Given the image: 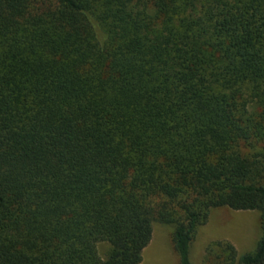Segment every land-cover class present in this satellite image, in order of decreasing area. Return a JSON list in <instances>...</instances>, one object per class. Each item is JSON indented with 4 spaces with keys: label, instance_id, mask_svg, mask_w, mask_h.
Listing matches in <instances>:
<instances>
[{
    "label": "trees",
    "instance_id": "trees-1",
    "mask_svg": "<svg viewBox=\"0 0 264 264\" xmlns=\"http://www.w3.org/2000/svg\"><path fill=\"white\" fill-rule=\"evenodd\" d=\"M257 210L264 0H0V264H178L213 208ZM108 243L104 256L98 244Z\"/></svg>",
    "mask_w": 264,
    "mask_h": 264
},
{
    "label": "rangeland",
    "instance_id": "rangeland-1",
    "mask_svg": "<svg viewBox=\"0 0 264 264\" xmlns=\"http://www.w3.org/2000/svg\"><path fill=\"white\" fill-rule=\"evenodd\" d=\"M257 210H232L227 207L213 208L205 224L199 226L190 245V264H204L206 246L215 240L232 243L238 256L255 249L261 234L260 218ZM173 227L153 222L152 236L143 249L138 264H178V257L172 242ZM109 245L98 244V252L104 256Z\"/></svg>",
    "mask_w": 264,
    "mask_h": 264
}]
</instances>
